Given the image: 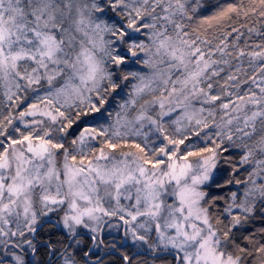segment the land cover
I'll return each mask as SVG.
<instances>
[{"label": "snow or ice", "instance_id": "snow-or-ice-1", "mask_svg": "<svg viewBox=\"0 0 264 264\" xmlns=\"http://www.w3.org/2000/svg\"><path fill=\"white\" fill-rule=\"evenodd\" d=\"M0 264H264V0H0Z\"/></svg>", "mask_w": 264, "mask_h": 264}]
</instances>
